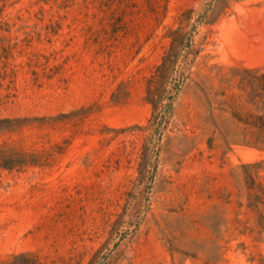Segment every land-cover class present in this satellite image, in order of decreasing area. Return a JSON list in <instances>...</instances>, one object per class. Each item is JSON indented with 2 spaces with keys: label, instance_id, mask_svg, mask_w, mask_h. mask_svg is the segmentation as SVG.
<instances>
[{
  "label": "rangeland",
  "instance_id": "rangeland-1",
  "mask_svg": "<svg viewBox=\"0 0 264 264\" xmlns=\"http://www.w3.org/2000/svg\"><path fill=\"white\" fill-rule=\"evenodd\" d=\"M97 253L264 264V0H0V264Z\"/></svg>",
  "mask_w": 264,
  "mask_h": 264
},
{
  "label": "trees",
  "instance_id": "trees-1",
  "mask_svg": "<svg viewBox=\"0 0 264 264\" xmlns=\"http://www.w3.org/2000/svg\"><path fill=\"white\" fill-rule=\"evenodd\" d=\"M180 42L177 35H171L169 48L147 79L146 99L152 104V115L149 121L150 126H154L153 133L156 134L162 131L166 118L172 111L173 99L184 81L183 72L178 71L176 67L181 53ZM98 253L90 259L88 264H101L103 257Z\"/></svg>",
  "mask_w": 264,
  "mask_h": 264
}]
</instances>
